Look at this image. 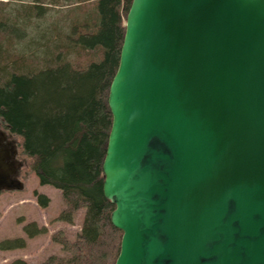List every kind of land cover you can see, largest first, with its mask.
<instances>
[{
	"label": "water",
	"instance_id": "95a60500",
	"mask_svg": "<svg viewBox=\"0 0 264 264\" xmlns=\"http://www.w3.org/2000/svg\"><path fill=\"white\" fill-rule=\"evenodd\" d=\"M107 106L114 264H264V0H131Z\"/></svg>",
	"mask_w": 264,
	"mask_h": 264
},
{
	"label": "trees",
	"instance_id": "16d2710c",
	"mask_svg": "<svg viewBox=\"0 0 264 264\" xmlns=\"http://www.w3.org/2000/svg\"><path fill=\"white\" fill-rule=\"evenodd\" d=\"M31 1L27 9L39 16L40 0ZM130 3L91 0L64 34L68 45L55 47L63 57L58 51L40 60L4 58L0 48V125L20 138L21 153L32 159L39 183L59 189L64 208L57 219L72 222L74 213L84 209L73 241L62 230L52 235L65 255H50L39 264H114L119 253L122 232L110 222L114 205L102 194L101 166L112 120L108 88L118 66ZM81 53L91 56L84 64L68 59ZM36 199L40 206L47 205L44 195L36 194ZM22 230L28 237L45 232L34 221ZM23 246L22 237L0 241L2 250ZM10 264L28 263L17 258Z\"/></svg>",
	"mask_w": 264,
	"mask_h": 264
},
{
	"label": "rangeland",
	"instance_id": "374dc122",
	"mask_svg": "<svg viewBox=\"0 0 264 264\" xmlns=\"http://www.w3.org/2000/svg\"><path fill=\"white\" fill-rule=\"evenodd\" d=\"M1 1L4 2L0 5L2 55L26 60L29 57L40 60L50 52L54 55L60 52L55 47L68 45L64 34L91 4V0H40L37 4L43 12L36 16L35 11L27 9L32 5L31 0ZM60 54L63 57L62 51ZM90 58V53L68 56L71 63L77 65ZM19 140L0 125V241L16 237L24 240L23 247L0 249V264H10L17 258L28 264H39L50 255H65L62 245L53 241L52 235L62 230L65 237L73 241L80 232L84 209L74 213L72 222L57 219L64 208L61 193L51 185L39 183L31 168L32 159L21 153ZM36 194L47 197L46 206L39 205ZM31 221L44 226L45 232L26 236L22 227Z\"/></svg>",
	"mask_w": 264,
	"mask_h": 264
}]
</instances>
